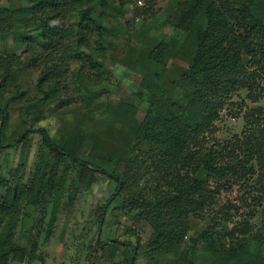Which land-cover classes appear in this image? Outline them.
Listing matches in <instances>:
<instances>
[{
	"label": "rangeland",
	"instance_id": "1",
	"mask_svg": "<svg viewBox=\"0 0 264 264\" xmlns=\"http://www.w3.org/2000/svg\"><path fill=\"white\" fill-rule=\"evenodd\" d=\"M34 1L0 0V9L10 7L14 16L11 30L0 31V107L10 108L8 123L2 130L3 144L7 145L0 149V184L8 178L31 181L40 162L41 129L58 137L62 146L81 158H96L100 152L87 136L77 134L70 140L67 136V124L76 118L74 112H84L88 105L98 110L91 124L103 139H111L117 127L134 134L144 111L130 115L123 99L139 91L156 93L158 86L133 71L132 66L149 56L159 43L170 44L181 36L170 24L173 0H109L107 6L98 7L105 24L102 29H83L76 10L66 7L53 22L58 23L53 38L35 36L32 40L28 36L34 33L28 35L30 26L24 19L32 17ZM80 41L86 43L82 48ZM194 56L191 49H186L179 58H167L166 74L171 78L184 76ZM8 58L12 59L9 68L5 63ZM9 71L12 74L8 75ZM53 88L56 90L44 103L27 114L23 112L29 98L41 99ZM137 104L145 105L139 100ZM257 109H262L264 115V74L252 90L238 91L227 103L216 122L217 132L209 136L210 145L222 150L234 145L233 154L243 158L237 145L253 129L249 121ZM24 121L33 131L17 145L14 135ZM1 124L0 115V131ZM252 164L256 169L253 174L206 178L208 205L199 216L191 215L179 224L178 249L158 264H184L190 252L197 256L199 264L215 262L202 244L192 250V239L209 227L225 233L245 224L251 231L243 247L251 245L257 233L264 230V171L256 162ZM184 171L188 173L190 168L185 166ZM79 173L78 163L62 159L53 172L56 185L49 203L38 208L22 206L13 218H3L2 224L15 222V240L26 248L23 260L11 256L7 264H130L134 246L148 243L153 228L140 217V201L127 190H118V182L107 175L82 184ZM3 191L0 187V198ZM54 207L56 219L51 227ZM214 219H218L219 226ZM1 230L0 227V233ZM236 234L240 237V232ZM112 239L128 245L115 251L109 244L104 247L97 243ZM223 241L228 244L230 239ZM142 253L137 264L156 262V258Z\"/></svg>",
	"mask_w": 264,
	"mask_h": 264
},
{
	"label": "trees",
	"instance_id": "2",
	"mask_svg": "<svg viewBox=\"0 0 264 264\" xmlns=\"http://www.w3.org/2000/svg\"><path fill=\"white\" fill-rule=\"evenodd\" d=\"M109 3V0H35L32 17L24 19L25 25L30 26L28 35L34 33L28 37L32 40L35 36L45 40L53 38L58 32V23L53 22L66 7L76 10L80 27L100 30L105 24L98 7ZM172 10L170 24L181 36L175 37L170 44L159 43L149 56L132 66L133 71L158 86L156 93L139 91L123 99L130 115L136 116L141 109L144 111L135 133L117 127L111 139H103L91 124L98 110L88 105L84 112H74L76 118L67 124V136L69 140L77 134L87 136L100 152L96 158H81L62 146L58 137L41 129L40 162L31 181L26 183L11 178L2 181L0 264H7L11 256L17 260L26 256V248L15 240V222L2 224L3 218L8 215L13 218L22 206L38 208L48 204L56 185L54 169L64 158L78 163L80 183H90L99 175H107L118 182V190L125 189L140 201V217L151 224L153 232L144 247L134 246L130 264H137L142 251L156 258L154 264H158L161 258H167L178 249L179 224L191 215L199 216L209 203L206 182L209 175L226 178L241 173L253 174L256 169L252 162L264 171L262 109H257L249 121L253 129L249 130L246 140L238 142L243 158L239 153L233 154L234 145L222 150L210 145L209 140L218 130L216 122L227 103L238 91L252 90L264 74V0H173ZM13 20L10 7L0 9V31L11 30ZM85 44L80 41V48ZM186 49L195 53L186 74L169 77L166 59L179 58ZM11 60L5 61L7 68ZM39 86L42 87L40 83ZM55 90L46 91L41 99L29 98L23 112L27 114L37 104L44 103ZM19 94L22 96L23 92ZM137 100L145 105H138ZM0 115V149L4 150L7 144H3L5 134L2 130L10 117L9 106L0 107ZM30 126L24 121L17 129L14 135L17 145L32 133ZM183 166L190 171L185 172ZM56 211L54 207L51 227ZM214 220L219 226L218 219ZM262 225L264 229V221ZM236 231L240 232V237ZM250 231L245 224L225 233L209 227L192 239V250H198L202 244L215 257L212 264H264V230L257 233L246 249L244 239ZM223 238H229V243ZM97 243L106 245L101 241ZM127 245L119 239L109 243L115 251ZM184 264H199L197 256L188 253Z\"/></svg>",
	"mask_w": 264,
	"mask_h": 264
},
{
	"label": "water",
	"instance_id": "3",
	"mask_svg": "<svg viewBox=\"0 0 264 264\" xmlns=\"http://www.w3.org/2000/svg\"><path fill=\"white\" fill-rule=\"evenodd\" d=\"M114 240H116V239L109 240V241L105 242V244H109L110 242H112Z\"/></svg>",
	"mask_w": 264,
	"mask_h": 264
}]
</instances>
